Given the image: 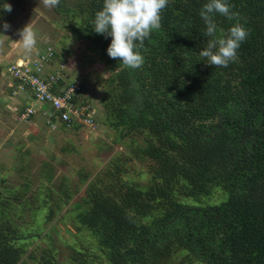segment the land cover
I'll use <instances>...</instances> for the list:
<instances>
[{"label": "trees", "instance_id": "obj_1", "mask_svg": "<svg viewBox=\"0 0 264 264\" xmlns=\"http://www.w3.org/2000/svg\"><path fill=\"white\" fill-rule=\"evenodd\" d=\"M207 2L168 0L160 27L138 49V68L109 57L111 38L93 30L103 0L55 6L72 15L73 38L108 66L106 123L130 139L132 155L152 164V183L142 189L126 182L128 167L112 159L108 178L76 203L78 228L90 231L109 264H168L177 255L190 263L264 264V0H228L235 16L215 14L217 36L235 23L248 32L227 67L208 65L199 54L211 39L199 15ZM95 121L93 131L97 114ZM76 128L85 127L59 129ZM216 190L223 201L200 203ZM65 194L59 200L68 203ZM40 232L0 224V264H21ZM72 252V261L95 263L84 248Z\"/></svg>", "mask_w": 264, "mask_h": 264}, {"label": "rangeland", "instance_id": "obj_2", "mask_svg": "<svg viewBox=\"0 0 264 264\" xmlns=\"http://www.w3.org/2000/svg\"><path fill=\"white\" fill-rule=\"evenodd\" d=\"M9 3L10 13L0 9V22L10 25L8 29L0 27V224L25 234L42 230L41 236L35 234L38 237L29 242L21 264H79L69 259L75 246L88 250L92 264H109L90 231L78 228L76 203L86 189L108 178L112 159L119 158L120 166L128 167L124 180L142 189L152 183V164L132 155L130 139H119V133L106 123L101 100L103 83L110 76L108 66L87 42L73 38L68 26L72 15L46 7L44 0H30L23 6L14 0ZM27 25L37 40L30 54L19 42L20 30ZM49 48L56 51L58 61L71 57L69 72L72 79H82L83 99H89L97 114L96 131L79 127L50 134L41 113L29 121L32 123L19 117L24 106L19 104V94H14L17 89L8 71L10 65L39 57ZM63 191L68 203L59 200ZM224 199L225 194L216 190L200 203L213 205ZM51 208L55 213L49 215ZM183 260L177 255L168 264H203Z\"/></svg>", "mask_w": 264, "mask_h": 264}, {"label": "clouds", "instance_id": "obj_3", "mask_svg": "<svg viewBox=\"0 0 264 264\" xmlns=\"http://www.w3.org/2000/svg\"><path fill=\"white\" fill-rule=\"evenodd\" d=\"M44 2L46 7L52 8L60 0ZM167 4L168 0H103L102 9L95 14L93 30L111 38L106 50L109 57L119 59L131 68L140 67L143 56L138 49L143 47L152 30L160 27L161 12ZM0 9L10 13L12 5L7 0H0ZM216 13L229 19L235 16L228 0H208L203 5L199 15L206 26L205 33L211 39L199 54L207 60L208 65L227 67L236 60L237 50L246 40L248 32L242 24L235 23L226 33L217 36ZM0 27L8 29L10 25L2 21ZM19 35L23 49L30 54L37 44L35 33L27 25L20 30ZM20 62L23 63L22 60Z\"/></svg>", "mask_w": 264, "mask_h": 264}, {"label": "built area", "instance_id": "obj_4", "mask_svg": "<svg viewBox=\"0 0 264 264\" xmlns=\"http://www.w3.org/2000/svg\"><path fill=\"white\" fill-rule=\"evenodd\" d=\"M56 51L49 50L39 57L16 60L11 63L9 74L16 86L14 94L28 93L33 103L44 106L43 117L52 132L61 126L73 125L94 130L96 111L90 101L83 99L84 86L81 78L72 79L68 69L70 56L56 58ZM30 103L19 111L21 120L29 122L38 114Z\"/></svg>", "mask_w": 264, "mask_h": 264}, {"label": "crops", "instance_id": "obj_5", "mask_svg": "<svg viewBox=\"0 0 264 264\" xmlns=\"http://www.w3.org/2000/svg\"><path fill=\"white\" fill-rule=\"evenodd\" d=\"M78 45V44H77ZM31 58V57H30ZM25 59H27V58H25ZM21 60H23V59H21ZM107 68V67H106ZM108 69V68H107ZM17 97H21V101H20V103L19 104H21V105H23V106H25V104H24V101H25V103L26 104H32L38 111V114H40V113H42V110H43V108H44V106H41V105H38V104H36V103H33L32 102V100H31V97H30V95L28 94V93H19V95L17 96ZM89 98V97H88ZM33 120V119H32ZM28 123H32V122H28ZM46 129L48 130V126H46ZM50 134H53L54 132H50V131H48ZM60 132H63V131H58V132H56V133H60Z\"/></svg>", "mask_w": 264, "mask_h": 264}]
</instances>
